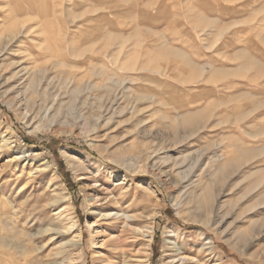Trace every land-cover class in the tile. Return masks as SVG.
Wrapping results in <instances>:
<instances>
[{
  "label": "rangeland",
  "instance_id": "rangeland-1",
  "mask_svg": "<svg viewBox=\"0 0 264 264\" xmlns=\"http://www.w3.org/2000/svg\"><path fill=\"white\" fill-rule=\"evenodd\" d=\"M1 43L0 264H264V0H0Z\"/></svg>",
  "mask_w": 264,
  "mask_h": 264
},
{
  "label": "bare ground",
  "instance_id": "bare-ground-1",
  "mask_svg": "<svg viewBox=\"0 0 264 264\" xmlns=\"http://www.w3.org/2000/svg\"><path fill=\"white\" fill-rule=\"evenodd\" d=\"M21 21V20H20ZM18 22V21H17ZM10 33V32H9ZM3 41V40H2ZM5 42V41H4ZM3 43L0 44V53H1V49H3V47H7V45H5ZM4 50V49H3ZM33 75V74H32ZM37 76V75H36ZM38 78V77H37ZM35 81V80H33ZM33 83V82H32ZM9 142V141H8ZM8 142H6L7 144H9ZM27 149L25 148H22L19 152V154L21 155H25ZM64 152V155L67 157V158H71L72 155H70V153L66 150L63 151ZM26 156V155H25ZM46 167H44V169H46ZM112 200V199H111ZM114 200V199H113ZM113 210H107V211H99L98 212V215H101L102 218H106V219H110L113 223L112 225L115 226V227H118L119 226V221L122 219V223H123V229L122 231H125V232H131V233H135L136 230L138 231V229L141 230V226L138 225L137 227V224L136 222H138L139 220V217H140V214H132L130 212H127V211H117L115 213L112 212ZM71 228H74V224ZM138 228V229H137ZM144 229H146L145 231H148V232H151L152 230V227L150 226H144L143 227ZM142 228V229H143ZM143 229V230H144ZM142 230V231H143ZM140 232V231H139ZM150 236V235H149ZM150 238V237H149ZM166 255V254H165ZM176 259V258H175ZM180 259H184V257H180ZM174 262V261H173ZM170 263V262H169Z\"/></svg>",
  "mask_w": 264,
  "mask_h": 264
},
{
  "label": "trees",
  "instance_id": "trees-1",
  "mask_svg": "<svg viewBox=\"0 0 264 264\" xmlns=\"http://www.w3.org/2000/svg\"><path fill=\"white\" fill-rule=\"evenodd\" d=\"M37 140L36 139H32V142H31V144L32 143H35ZM72 144H75V143H73V142H71ZM86 149V148H85ZM61 164H60V167H61V173L63 174V176H65L66 178H68V180H69V175H70V173L68 172V171H66V169H65V166H64V164H63V162H60ZM69 182H70V180H69ZM68 182V183H69Z\"/></svg>",
  "mask_w": 264,
  "mask_h": 264
}]
</instances>
